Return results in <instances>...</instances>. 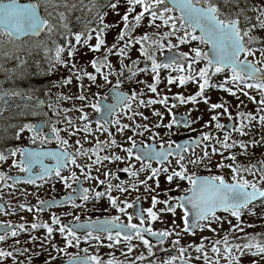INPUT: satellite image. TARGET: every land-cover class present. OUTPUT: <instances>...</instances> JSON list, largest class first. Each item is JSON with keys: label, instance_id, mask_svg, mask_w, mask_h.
Here are the masks:
<instances>
[{"label": "snow or ice", "instance_id": "obj_1", "mask_svg": "<svg viewBox=\"0 0 264 264\" xmlns=\"http://www.w3.org/2000/svg\"><path fill=\"white\" fill-rule=\"evenodd\" d=\"M105 8L108 11L102 10ZM121 8L124 9L123 14L120 12ZM85 9L92 13L91 18L82 19L77 16L76 21L82 27L74 29L69 16L74 11L83 12ZM109 11L113 15L119 16V21L112 24L107 23L106 17ZM144 21H147L145 27L152 31L134 36L133 33ZM93 24L95 27H92ZM120 24H123V27L115 37L114 43L108 46L105 39L107 31L120 27ZM258 32H264V4L253 3L252 0H105L104 4H100L99 0H88V3H85V0H27L25 3H21L20 0H0V35L8 37V42L20 40L24 36L39 37L42 33L46 35L45 40L39 41L35 45L43 52V59L47 64L45 69L40 67L39 61L36 62L37 75H52L58 66L67 68L72 73L67 78L52 82V87H62L70 83L74 76L77 81L81 82V94L76 98L83 101L87 99L83 95L82 81L85 77L91 84H95L97 89L111 85L103 95L99 91L92 93L96 99L89 102L87 107L99 114L94 121L90 120L86 112H83V108L78 109L83 113L79 118L84 122L83 126L74 123L67 116V113L72 109L62 110L65 113L63 120L59 119L61 110H55L58 118L57 124L65 125L63 129L57 127L56 124L51 125L50 128V132L61 146L60 150L43 152L28 147H6L4 150H0V163L7 162L9 158L19 155L20 159L18 161L13 159L12 166L27 174L25 177H12L7 173L0 172V183H3L4 187H13L21 182L36 185L37 180L46 181L53 174L67 188H72V185L79 181L77 187L72 188V193L63 197L62 201L38 200L37 205L21 204L19 207L29 212L35 208V211L40 213L45 208L71 203L73 209H78L84 207L90 200L99 201L106 197L111 208L116 209L121 215L127 216L128 221L127 223L122 222L120 216L105 217L104 219L97 217L95 220L89 218L81 221L79 215L70 211L67 215L72 216L73 219L67 224L62 223L61 218L55 214L50 217L51 224L41 222L39 217L30 224L27 222L18 225L11 222L0 223V243L15 238V244L9 246L11 250L0 248V264L9 258L12 259L13 264H24L23 261L18 260V256L26 254H28L27 264H32L33 256L40 255L42 251L49 252L44 264H52V261L57 259L60 253L69 257L65 264H193L194 261L197 264H221V260L226 261V264H242V258L246 256L253 258L251 264H264V232L248 233L246 229L257 225L243 219L246 215H250L264 220V158L256 163L244 165L237 162L236 153L231 151L239 147L242 150V155H248L249 145L264 147V136L260 140L255 138L248 142L232 140L229 143L232 132H237L241 136L247 135L245 129L249 128L250 130V125L257 120V115L259 124L264 127V37L257 35ZM93 39L96 41L95 44L91 43ZM3 43L4 41L0 40V45ZM194 44L195 46H193ZM136 45H139L137 51L140 56L151 62L150 74L153 77L151 84L137 79L138 74L146 69L138 67L139 59L131 58L130 50ZM200 45L207 46V50ZM78 46L79 48L87 47L93 53H100L101 49L104 50L102 55L95 56L89 62L94 73H89L86 67H77L78 62L74 58L79 51ZM181 46H188L189 51H179ZM165 51L168 55L164 60H159L158 54ZM257 52L260 53L259 58H256ZM65 53H67V59H65ZM3 55L15 58L18 61V66H23L27 62L25 57L16 52H4ZM29 55H31V51H29ZM110 56L118 58L120 64L118 70L109 59ZM249 57H253V59H249ZM125 60L131 61V64H126ZM201 63L203 66L194 68ZM2 68L3 66L0 65V69ZM162 68L186 73L176 78L168 76L169 85L178 83L179 86H184L193 82L198 86V91L193 95H174L172 100L176 103L197 104L200 102L198 98H202L205 104H209L211 98L205 96L206 89L213 87L211 82L213 76L223 74L224 79L215 87L238 100V93L247 97L257 105L256 115L251 112L238 111L239 124H237L236 118L229 112L228 101L211 103L210 111L214 114L204 127H211L212 122H215V129L224 131L227 126L220 123V117L226 114L232 121V127L223 139L215 136L212 132L200 131L198 137L190 138L184 143L169 140L167 148L163 145L159 148L154 145H145L136 150L137 136L142 137L146 132L151 133L149 138L152 140L159 136V133L153 132L147 123L138 122L137 118L140 121L149 119L139 110L141 108H147L157 103L163 105L171 119L169 123L164 124V114L153 109V115L160 118V121L153 127L156 129L163 127L169 132L174 127L181 126L191 131H197L192 128V125L202 119V117H198L197 120L187 118L190 113L181 120L176 118L172 112L176 103L169 105V97L159 96L157 91L161 82L160 69ZM9 71L15 73L16 70ZM98 76L102 78L103 83H97ZM111 77H115V84ZM8 79H11V76ZM126 82L130 85H145L151 93L157 94L158 98L146 100L143 98L146 93L137 91L135 87L130 91H124L123 85ZM3 84L4 82H0V116H3L6 111H14L17 108L33 109V114H40L34 110L31 103H28L31 101L40 103L39 97L33 94L39 89L31 86L28 89L4 88ZM252 90L259 93L258 101L255 96L250 94ZM17 98L26 101V103L13 106L10 101ZM109 98L113 102L104 104L103 102ZM58 99L65 100L71 99V97L60 94ZM240 103L243 104V101ZM48 107L52 108V104L49 103ZM216 110L222 111L217 112ZM123 118H126L128 122H123ZM92 122L97 126L95 130L91 128ZM47 126L44 123L14 125L13 127L16 128L14 138L19 140L21 134L27 131L31 133L29 140L33 144L37 142L38 138L48 141L50 137L43 131ZM113 126L117 133H132L125 140L128 147L118 144L115 138L101 141L95 136V132H100L107 133L109 137H112L111 128ZM62 131L67 132L69 138L77 135L78 132L92 135L95 144L91 148H85L81 140L76 139L74 143L79 147L70 152L68 148L72 145L69 144V139L61 136ZM201 145L203 148L200 155H196L193 149L190 157L186 158L185 153L190 148ZM113 147L120 148L125 155L122 157L114 152L100 155L105 149L110 150ZM225 151L229 152V155L225 156ZM217 155L222 159L216 161L215 167L218 170L229 169L231 172L229 177L222 174L201 176L188 171V166L192 165L193 167H203L211 172L213 158ZM170 156L176 157V166L171 171L168 167H152L153 161L161 166L165 164L171 166ZM41 157H50L56 163L53 166L44 165ZM262 157H264V153H262ZM78 158H85L87 162L78 163ZM133 159L139 162V168L131 163ZM224 161H231V163L226 164ZM105 162L112 164L127 162V166L118 169V171L136 178L137 182L131 184V189L134 191L138 190V185H143L145 192H153L154 189L148 181L155 178L156 185L159 187V176L162 172L166 174L169 184L176 179L186 181L189 187L179 189V185H177V190L184 194L164 201H160L157 196L153 195L151 197L152 207L145 210L138 207L140 196H136L133 202H129L127 199L120 200L119 197L111 194L114 190L128 193L129 187L123 184H112V179H119V177L107 167ZM37 164L40 165V171L34 172L33 169ZM70 166L79 169L81 176H77L76 171L71 170ZM65 168H69L70 175L61 174ZM101 168L105 169L102 173L104 179L100 178ZM93 170L97 173L96 175H93ZM141 173L147 174L144 180L138 179ZM249 176L252 177L251 180L248 179ZM81 177L83 180L95 182L96 190L83 188ZM9 180L13 183L8 184ZM101 186H103V190H99ZM77 199L84 203H75ZM159 203L166 205L164 209L160 210L161 212L166 211L175 215L177 209L182 211L183 227L180 231H176L179 226L175 224V221H173L172 229L154 230L150 226L151 222L160 218L159 213L153 210ZM257 208L260 209L259 213L256 211ZM128 209H133V212L129 213ZM0 211H4L3 205H0ZM145 211L147 216H145ZM220 213L224 215H220ZM134 218L139 220L138 224L132 222ZM225 223L228 224V229L224 230V235L220 237V230H223ZM213 225L217 227H213ZM261 226L264 227V225ZM39 229L46 230L45 236L31 235L30 240L23 243L35 244L39 240L41 252L18 247L21 244L18 239L21 233H32ZM198 231L201 233L210 231L219 238L202 236L199 243L193 241L186 246L180 244L182 234L195 236ZM54 232H58L64 240L63 247L53 243ZM234 233L242 235L233 236ZM149 237L155 238V243ZM171 237H175L172 240V247L177 254H169L161 260L157 256L156 249L158 247L159 251L167 252L168 249L163 246ZM134 240L143 245L147 256L142 251L134 260L127 259L129 254L140 246V244H133ZM81 242L95 247L97 252L92 254L89 253L88 248L81 249ZM46 244H51V249L46 248ZM121 244L124 245L120 251L121 255L126 258L125 260L116 258L114 252L107 254L109 257L107 260L99 255V247L116 249ZM69 247L77 248V253H68ZM52 251H55L57 255H51ZM80 251L85 255H79ZM192 252L196 255L193 256Z\"/></svg>", "mask_w": 264, "mask_h": 264}, {"label": "rangeland", "instance_id": "obj_2", "mask_svg": "<svg viewBox=\"0 0 264 264\" xmlns=\"http://www.w3.org/2000/svg\"><path fill=\"white\" fill-rule=\"evenodd\" d=\"M253 1L254 0H252V2ZM255 3L264 4V0H256ZM120 12H121V14H123L124 9L121 8ZM71 14L74 15L72 17H71V15L69 16V20H70L71 25H72V21L77 22L76 17L77 16L81 17V15H80L79 11H74ZM119 19H120L119 16L113 15V13L111 11H109L108 16L106 17V22L112 24V23H116L117 21H119ZM146 24H147V21L142 22V25L136 29V31L133 33V35L134 36H140L144 32H151L152 29L145 27ZM122 27H123V24H120V27L113 28V29H110L109 31H107L105 39H106V44L108 46H111L114 43L115 37L120 32ZM256 34L261 36V37H264V32H258ZM4 37H6V36H3V38H0V40L4 41V43L2 45H0L1 46L0 49L2 50V52L0 53V65L3 66V68L0 69V82H4V80H5L6 83L7 82L13 83V81H14L13 84L15 85L16 83H18L17 80H21V78H20L21 76H23V78H24V76L26 74V70L33 71V72L38 71L37 65L33 66V64L35 65L37 61H39L40 65L44 67L43 60L37 58L36 56L29 55V51L35 50L36 49V47H35L36 43L39 41L45 40L46 37H42L38 41L34 40V39H26L23 41H16V42L14 41V42H12V44L11 43L6 44L7 40ZM91 43L95 44L96 43L95 39H93L91 41ZM193 46H195V44ZM200 47H204V45H200ZM78 48H79V46H78ZM138 48H139V45H136L135 47H133L130 50V55H131V58L133 60L139 59L141 62L145 59L140 56V53L137 51ZM80 49L81 48H79V50ZM180 49L184 50L185 52L189 51L188 46H181ZM20 51H23L24 53H26V54H24L23 57L29 56L28 60H26L27 61L26 64L23 66H18V61L15 58H9V56L3 55L4 52H8V53L9 52H11V53L16 52L20 55L21 54ZM102 52H103V49H101L100 53H93V52L89 51L87 47H83V52L79 53V51H78L76 57L74 58L78 62L77 67L78 68L82 67V66L86 67V70L89 73H94V70L91 67L90 63H88V59L90 57H94V55L98 56L99 54H102ZM162 54L163 53L158 54L159 60H160ZM259 57H260V53L257 52L256 58H259ZM65 59H67V57H65ZM114 59H115V61L116 60L118 61L117 57H115ZM249 59H253V57H249ZM31 61H35V62L32 64H29ZM125 63L130 65L131 61L125 60ZM201 66H203L202 63H201V65L194 66V68L201 67ZM12 69L16 70L15 73L9 71ZM115 69H117V68L115 67ZM150 73H151V69H147L146 71L140 72L137 76V79L146 81L148 84H151L153 82V77ZM53 74H55V78H54L55 80H53V81L51 80V82L59 81L58 79L61 80V79H64L65 77L67 78L70 75H72V73L69 71V69L64 68L62 66H58L57 70L55 72H53ZM58 74H60L61 76ZM184 74H186V73H178V72H174L170 69H163V68L160 69V81L161 82L158 85L157 91H158L159 96H168L169 97V105L176 103V102H173V100H172V97L176 94H183L184 96H188V95H193L198 91L197 84L193 83V82H189L184 86H179L178 83H173L171 85L168 84V81H167L168 76H172V77L176 78L179 75H184ZM10 76H11V79H8V77H10ZM57 77H58V79H57ZM25 78H28V77L25 76ZM223 79H224L223 74H218V75L212 77L211 82L213 84V87L210 89H206V92H205V96L211 98L209 104H205L203 102L202 98H198V99H200V102L197 104H192V103L179 104V103H176V107L172 108V112L187 113V114L190 113L189 118L191 120H197L198 117H202V119H199L198 122H196L192 125V128L197 129V131H191L190 129L184 128L182 126L179 128L174 127L171 130V132H169V130H167L163 127L159 128V129L154 128L153 125L155 123H158L160 121V118L155 117L153 115V109L158 110L164 114V118H163L164 124L169 123V121L171 119V116L169 115V113L167 112L165 107L163 105L157 103V104L151 105L147 108L139 109L140 111H142L144 113L145 116H147L149 118L147 121H140L139 118H137V120H138V122L147 123L149 125V127L152 128L153 132L159 133V136L156 137L155 140H152L149 138L151 133L146 132L144 134V136H142V137L137 136L136 137L137 143L142 142L141 143L142 145H146L147 143L155 142L157 144V147H160L161 145H163V147H167L169 140L177 142L178 140H181V139H184L187 137V136L183 137V135L193 134L195 132H196V137H197V136H199L200 131H203L205 133L212 132L215 136H218L220 139H223L224 135L230 129L227 131H225V130L224 131H217L215 129V122H212L211 127H204L205 123L210 121L211 116L214 114L212 111H210V104L211 103H218V102H221L222 100H226L229 102L228 103L229 112H231L232 116L236 118L237 124H239V117L237 116L238 111L251 112L253 115H256L257 105L254 104L252 101H250L247 97L238 93L237 94L239 96V100H238L235 97L229 95L227 92L222 91V90H218L215 87V85L219 84ZM80 83L81 82L77 81L76 78L73 76L70 83L63 85V87H59V89L57 90V94L52 95V103H51L52 108L51 109L52 110L60 109L61 110L60 113H63L65 115V113L62 110L69 107V109H72V111H70V113L75 115V117H73V119L74 118L79 119L83 115V113L81 111H78V109H81V108H83V112H86L87 114H89V113L94 114L93 113L94 110L90 107H87V105L89 104V102L93 101L95 98L92 95H90L91 92L89 93L87 90H85V88H89V89L94 90L96 92L97 91L102 92V91H104V89H106V91H107L108 85H105V87L103 89H97L95 84H91V82L85 77L82 81L83 87L86 86L83 89V91L85 90V93H87V92L88 93L86 94L87 95L86 101H82V102H87V103L82 104L80 106L81 101L79 103L78 100H73V99H75L76 95L79 93V89H78L79 85L78 84H80ZM97 83H103L101 77L97 80ZM13 84L11 85V87L14 86ZM90 84H91V87H89ZM67 86H69V88L72 89L71 92H66ZM132 86H134L137 91H143L144 93H146V95L143 97L146 100L149 98H153V99L158 98L157 94L151 93L145 85H130L129 83L126 82L123 85V89L130 91V89L133 88ZM64 92H65V94H64ZM66 93H68V94H66ZM60 94H63L64 96L71 97V99H65V100L58 99ZM250 94L255 96L257 101L260 99V95L258 92L252 90V91H250ZM240 101H243V104H241ZM245 105H246V107H245ZM216 111L219 112L222 110H216ZM17 118L22 120V122L12 121V122H8V123L14 126L17 123H20V124L26 123V122H24L25 120L31 119L30 117L29 118L17 117ZM123 120H125V119L123 118ZM258 121H259V117L257 115V120L252 122V124L250 125V130H249V128L245 129V131L248 133L247 135L241 136L237 132H232L231 133V139H230L229 143H231L232 140H237V141L244 140L245 142L251 141L253 138H255L256 140H260L261 137L264 136V127H261V125L259 124ZM124 122L127 123L128 121H124ZM229 122H231V121L229 120V118L226 114L220 117V123L227 125ZM3 123H5V119H2V117L0 116V124H3ZM113 127L114 128L111 129L112 137H109L107 135V133H100V132H95V136H99L100 140H102L103 138H106L107 140L115 138L116 141L119 139L121 142V141L125 140L128 135H132L131 132H127L124 134L117 133L115 126H113ZM91 128L93 130H95L96 129L95 124H91ZM15 132H16V128H13L12 134L15 135ZM65 133H67V132H65ZM3 136H6V135L3 133ZM21 136H24V134H21ZM77 136L81 137V139H83L85 141H90V139L93 138L92 135H87L84 132H78L77 135H74V140L77 138ZM121 136H123V138H121ZM92 143H93V141H92ZM212 143H215V141H212ZM122 144H123V142H122ZM123 146L128 147L129 145L123 144ZM217 147L219 148V145H217ZM202 148H203V145H201V147H199L195 150L196 155L201 154ZM113 151H116V153L121 155L122 157L125 155V153L122 152L120 148H115V150H113ZM113 151H112V153H113ZM209 151H211L210 148H209ZM231 151L236 153L237 162H239L240 164H244V165H247L250 163H256L261 158H264V157H262V153H264V147H260V146L252 147L251 145H249L248 155H242L241 154L242 150L239 147H236V148L232 149ZM106 153H109L107 149H106V151L103 152V154H106ZM191 153L192 152H190V153L186 152L185 153L186 158L190 157ZM253 153H254V155H253ZM224 155L225 156L229 155V152L225 151ZM171 158H173V156H171ZM221 159L222 158L219 155H217L213 158L212 171L208 172L207 173L208 175H221L222 174L225 177H229L231 175V172L229 169L225 168L223 170H218L215 167L216 161H220ZM79 160L80 159L78 158V161ZM170 161H171V166H169L168 164H165L163 166H158V165L156 166L155 164L152 163V167H154V168L168 167L169 171H171L172 168L176 166V157H174ZM86 162H87L86 159L82 158V163H86ZM105 163L107 164V167L111 168V169H122V168L127 166V162H121L118 164H112V163H108V162H105ZM131 163L134 164L136 166V168L140 167L139 162H137L135 159H133L131 161ZM224 163H226V164L231 163V161H224ZM104 170H105L104 168H101V174H100L101 179H103L102 173ZM188 171L189 172H195V173L207 172V170H205L203 167H193L192 165L188 166ZM96 174L97 173L95 172V170H93V175H96ZM125 174H126V177L123 181L125 182L126 186L129 187V192L127 193V194H129V196H126V198L132 199L133 197L136 198V196H140L141 199H146L145 206L147 208L151 207V205H152L151 197L153 195H157L160 201H164L167 198H169V195H164V193H163L166 189L174 188L177 190V185H179V189H183V188H185V186H187L186 181H179L176 179H174L172 181V183L169 184V182L166 179V174H164L162 172L159 176V187H157V185H156L155 178L153 180L148 181L149 185H151V187L154 189L153 192H151V193L145 192L143 185H138V190L134 191L131 189V184L137 182L136 178L131 177L127 173H125ZM146 175H147L146 173H141L138 179L144 180L146 178ZM248 179L251 180L252 177L249 176ZM89 186L93 190L96 188L95 182H92V181H89ZM19 191H20V188H18V186L11 187L10 188V196L11 197L19 196L20 195ZM117 192L118 191L114 190L113 195H115ZM182 193H183L182 191L178 190L177 194H175V195H177V196L182 195ZM28 199H32V198L28 197ZM36 201H38V200H36ZM164 205L165 204H163V203H159L156 205L155 209L160 210V209L164 208ZM19 209H20V207H18L14 211H17ZM256 211H257V213H259L260 209L257 208ZM19 212H21V211H17L16 213H19ZM176 215H179L180 217H178V216L176 217L175 215H174L175 217L169 216V215H167L166 212L163 213L162 214L163 218H161V221H160V227L164 228V226H165L164 229H172L173 228V221H175L176 218H177L178 222L180 221L182 211L180 209H177ZM220 215H224V214L220 213ZM19 218H21V215H19ZM33 218H34V215L32 212H30V214H28V216H27L28 221H31ZM243 219L249 223H253V224L257 225L256 227L246 229V231L248 233L264 232V227L261 226V225H264V220L257 219L253 216H250V215H246L245 217H243ZM233 223H235V220H233ZM176 225L179 226L176 228V231H180V229L183 227V225H180V224H176ZM213 227H217V226L213 225ZM227 229H228V224L225 223L223 226V230H220V237H222L224 235V230H227ZM31 235H35V233L34 232H32V233L24 232V233L20 234V236H22V237L31 236ZM235 235H242V234L234 233L233 236H235ZM202 236L211 237L213 239L219 238V237L214 236V234L210 231H204L202 233L198 231L195 236L188 235V234H182L180 237V244L186 246L189 243H192L193 241H195L196 243H199L200 238ZM19 238L20 237H18V239ZM173 239H175V237L169 238V240L165 243V245L170 244L172 247V240ZM37 242H40V241L37 240ZM59 242L62 243V240L60 239ZM83 245H84L83 242H81L82 247H83ZM84 248H87V247H84ZM139 251H143V250L141 249ZM139 251L135 250L133 252L135 254V256H137L139 254ZM209 254L212 255L211 253H209ZM192 255L195 256L196 254L194 252H192ZM118 257L120 258V256H118ZM108 258L109 257H106V259H108ZM163 259H161V260H163ZM252 259L253 258L251 256H246V257L242 258V264H251ZM195 264H197V262H195ZM221 264H226V261L221 260Z\"/></svg>", "mask_w": 264, "mask_h": 264}, {"label": "flooded vegetation", "instance_id": "obj_3", "mask_svg": "<svg viewBox=\"0 0 264 264\" xmlns=\"http://www.w3.org/2000/svg\"><path fill=\"white\" fill-rule=\"evenodd\" d=\"M4 83H5L4 84V88L28 89L31 86V87H35L37 89H40V88L43 87V84L41 82H33V81H18V83H16L15 85L13 83H11V82H7L6 83V81ZM12 84L14 85L13 87H11ZM80 89L81 88H79V90ZM106 92L107 91L104 90L103 92H101V95H103ZM92 93H96V92H91L90 95H92ZM80 94H81V90H80V93L77 94V96H79ZM77 100L78 101H81L79 99H77ZM108 100H111V99L109 98ZM45 101H46L45 106H38L37 107V106L33 105L34 106V110L35 111H38L40 113L39 115L33 114V109L17 108L14 111H6L4 113V115L1 116V117H8V119H6L5 123H3L2 127H1V130H0V133H4L6 135V136H0V150H4L6 147H29L31 149H34V150H37V151H43V152H48L50 150H52V151L60 150L61 146L59 145V143L54 138V135L50 132V128H51V125H53V124H56L57 127L61 128V129H63L65 126H64L63 123L57 124V119L58 118H57V116L55 114V110H52L51 108L48 107V104L49 103H52V101L49 98H46ZM64 116L65 115L63 113H60L59 119L60 120H63ZM67 116H69L71 118L72 114L70 112H68L67 113ZM94 116H96V113L94 115H91L90 114L89 115L90 120ZM17 117H22V118H29L30 117L31 119H27V120L24 121L26 123L37 124V123L41 122V123L47 124L48 126L45 127L43 129V131H44V134H46V135H48L50 137V140L45 141V140H42L41 138H38L37 139V142L35 144H33L29 140V137L31 136V133L30 132H27V131H25L24 133H22V134H24V136H21V138L19 140L15 139L14 138L15 135L12 134V130H13L14 127H13V125L9 124L8 122H12V121L22 122V120L18 119ZM92 121H94V120H92ZM81 123H83V121ZM92 124H95V123L92 122ZM63 132L64 131L61 132V136L63 138H65V139H69V144L72 145V147H69L68 148V151H70V152L71 151H75V149L73 147L75 145L74 142H75L76 139L74 140V138L72 136L70 138H69V136H64L63 135ZM121 138H123V136H121ZM125 140H123L121 142H117V143L118 144H122V142H123V144H127V143H125ZM13 159H15V160L18 161L20 159V157H19V155H17L15 158H12V159L9 158V160L7 161L8 168L10 169L8 175L9 176L12 175V174H16L18 176L27 175L26 173L21 172L18 168L12 166L13 165ZM40 159H41V161H42V163L44 165L50 166L51 164H55L56 163L55 160L52 159V158H50V157H41ZM3 164H5V162ZM71 170L76 171L77 176H81L79 169L74 168V167H71ZM33 171L34 172H39L40 171V165L37 164L35 166V168L33 169ZM61 174L64 175V176L70 175L69 168L63 169ZM55 178L56 177L53 174L46 181L45 180H37L36 185L29 184L28 187L29 188H32V189H36L38 187V185H39L38 184L39 181H41V185H46V189H49L50 186H51V184H52V181ZM8 184H12L10 180L8 181ZM54 185L55 186L57 185V182L56 181L54 182ZM75 185H76V183H74L72 185V188H75ZM72 188H66L64 190H62V189L61 190L54 189V190H52V193L47 192V193L43 194V197L40 198L39 200H49L50 198L62 196L63 194H58V193H60L61 191H66V193L72 192ZM4 189H5V187H3V190H2L3 193L0 196V202L1 201L5 202V210L2 211V213L0 212L1 213V215H0V223L11 222L13 224L11 217L8 215L9 214L8 211H10V209H12L14 207V205H13L12 202L13 201H16L17 198L16 197L15 198L12 197L11 199H6L4 197V195L6 194L4 192ZM35 195L38 196V193H36ZM78 200L79 199H77L76 201H78ZM24 204L25 205H32L30 202H27V203H24ZM24 211L25 212L23 214H21V218L26 219L25 222H27L28 221L27 216H28V214H30V212L27 211V210H24ZM43 212H46V209ZM43 212H41V213H43ZM37 215H39V213H37ZM106 215H109V216H118V215H115V214H111L108 211H107ZM79 216H80V219L82 221V220H85V219H89L91 215H85V216H83L82 214H80ZM123 221L126 222V223L128 222L127 219L126 220H123ZM135 221H136V219L134 218L132 222L135 223ZM25 222H21V223H25ZM138 223L139 222H137V224ZM36 231L38 233L36 235L37 237H43L46 234V230L45 229H39V230H36ZM19 237H20L19 239H22V240H20L21 241V244L18 245V247H26V248H28V249H30L32 251L41 252V244H40V242H37L36 241L35 244H33V243H26L25 244L23 242L29 241L30 238H31V236L22 237V236L19 235ZM53 237H54L53 243H56L57 245H59L61 247L64 246V242H62V243L59 242L61 236H60V234L58 232H54L53 233ZM133 242H136V240H134ZM138 243H140V242H138ZM14 244H15V241L11 242L9 244V246L10 245H14ZM46 245H45L46 248L51 249V244H46ZM139 247H143V245L140 244ZM3 248H5V247H3ZM80 248H81V246H80ZM6 249L11 250L10 247H7ZM67 251H68V253H77L78 249L75 248V247H69L67 249ZM96 252H97V249L95 247H93L91 249V251H90V253H92V254H95ZM98 252H99V255L104 260H107L106 259V257H108L107 254L110 253V252H114L116 258H118L120 260H125V258L122 257L123 255H121V251H115V250H111V249H101L99 247ZM83 254L84 253L82 251L79 252V255L83 256ZM27 255L28 254L23 255V256H18V260L23 261L24 264H27ZM51 255L56 256L57 254H56L55 251H52L51 252ZM48 256H49V252L48 251H42L40 255L33 256L32 264H44V261L48 258ZM118 256H120V258ZM68 258L69 257L65 256L63 253H60L59 257L57 259H55V260L52 261V264H64L68 260ZM3 264H13L12 259L9 258V259L5 260L3 262Z\"/></svg>", "mask_w": 264, "mask_h": 264}, {"label": "water", "instance_id": "obj_4", "mask_svg": "<svg viewBox=\"0 0 264 264\" xmlns=\"http://www.w3.org/2000/svg\"><path fill=\"white\" fill-rule=\"evenodd\" d=\"M22 3V2H21ZM22 100H18V102H21ZM17 102V103H18ZM105 104V103H104ZM176 116V118H179V119H181V118H184V117H186V115H180V116H177V115H175ZM181 143H184V141H181ZM149 145H154L155 147H157L156 146V144H154V143H152V144H149ZM140 147H142L141 145H137V149L136 150H138ZM167 148V147H166Z\"/></svg>", "mask_w": 264, "mask_h": 264}, {"label": "trees", "instance_id": "obj_5", "mask_svg": "<svg viewBox=\"0 0 264 264\" xmlns=\"http://www.w3.org/2000/svg\"><path fill=\"white\" fill-rule=\"evenodd\" d=\"M46 76V75H45ZM34 80H37V81H39V82H41L42 81V77L40 78V79H34ZM45 80H47V78L45 77Z\"/></svg>", "mask_w": 264, "mask_h": 264}]
</instances>
